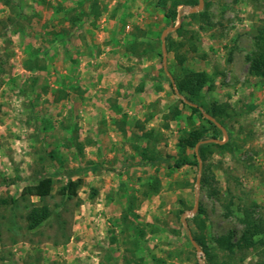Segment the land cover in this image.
<instances>
[{"label":"rangeland","instance_id":"374dc122","mask_svg":"<svg viewBox=\"0 0 264 264\" xmlns=\"http://www.w3.org/2000/svg\"><path fill=\"white\" fill-rule=\"evenodd\" d=\"M179 1L172 21L159 0H0V201L18 199L0 203V264L264 259L256 250H219L214 241L241 237L242 208L264 216V75L251 68L262 51L264 0H204L196 12L187 11L199 0ZM202 10L209 25L191 15ZM181 23L183 36L175 32ZM186 69L208 72L213 84L203 100L232 112L218 121L232 151L207 160L212 185L201 182V158V168L173 166L198 151L178 145L189 131L225 140L206 108L193 112L177 91ZM144 148L162 159L146 163ZM92 165L72 176L82 180L77 196L59 193L68 169ZM42 175L54 177L46 201L56 216L29 230L20 193ZM190 234L206 238L209 255Z\"/></svg>","mask_w":264,"mask_h":264},{"label":"trees","instance_id":"16d2710c","mask_svg":"<svg viewBox=\"0 0 264 264\" xmlns=\"http://www.w3.org/2000/svg\"><path fill=\"white\" fill-rule=\"evenodd\" d=\"M163 6L165 11V15L170 20L174 21L177 17L176 9L178 5L181 3L179 0H174L170 5H168L167 0H159ZM198 0H188L189 3H197ZM194 17H201L204 21H206L207 25L209 22V14L206 10H202L197 13L191 14ZM204 27V26H202ZM186 27L184 23H181L175 30V32L181 36L186 33ZM173 43V42H172ZM171 43V47L168 49L177 50L176 46ZM259 46L261 47V52L255 54L251 68L253 71L261 72L264 75V33L259 36ZM179 56V54H177ZM183 62V61H181ZM212 78L208 72L203 70H189L186 69L185 72L176 78L175 87L177 91L184 96V98L191 103L190 107L193 112L200 111V107L204 106L206 108V112L214 117L217 121L224 124L225 120L232 117V112L229 106L224 103L219 102H211L207 103L203 100V91L204 89L212 87ZM182 102H184L182 100ZM185 103V102H184ZM208 123L212 124L216 129H218L215 122L210 119H207ZM209 130H205L204 128H196L187 133V135L182 136L179 140V147L182 151L187 148L195 149L196 145L199 144L198 151L194 154V159L189 158L187 154H183L181 158L176 160L173 166L179 168L186 164H195L199 165L198 158H201L203 163V175L201 178V182L204 184L212 185L213 178H209L206 174V171L210 167L207 163L208 157L211 156L215 151L219 152H230L232 151L233 141L231 138L227 139L224 143H218L213 141H203L209 138H206V133ZM78 147L82 150L83 146L78 144ZM142 157L146 163L152 162L154 160H161L162 158L156 156V154L149 150L148 148H144L142 151ZM97 169L96 165H92L88 168L83 166H79L77 168L68 169L67 174L69 178L65 185H63L59 193L62 196L72 198L78 195L79 187L82 184L81 178L73 179V174H80L85 169ZM32 182L25 185L20 193V198L23 201L28 202V209L25 214V221L27 224V228L29 230H34L44 224L45 222L52 220L54 216H56L55 211L51 208V206L47 203L46 199L52 195V191L54 188V177L53 175H42L39 177L31 178ZM212 196L216 198H220L221 194L219 190L214 186H211V190L209 192ZM32 197H37L39 199L38 202H33L31 200ZM1 205L8 206L14 205L18 203V199L11 198H2L0 201ZM232 200H230L225 208L229 213H233L234 210L232 208ZM240 222L244 225V230L242 232L241 237L234 241L230 234L221 235L215 238V247L222 251H229L231 253L236 250H256L261 251V254L264 255V216H255L249 208H242V212L239 215ZM194 239L201 246L204 254L209 255L213 246L206 241L204 236H195ZM133 256H136L134 248L131 249ZM133 260L127 259V263H132ZM138 264V262H135ZM259 264H264V259L259 261Z\"/></svg>","mask_w":264,"mask_h":264},{"label":"water","instance_id":"95a60500","mask_svg":"<svg viewBox=\"0 0 264 264\" xmlns=\"http://www.w3.org/2000/svg\"><path fill=\"white\" fill-rule=\"evenodd\" d=\"M204 6V0H199V4L198 6L192 8V9H189L187 12H196V11H199L203 8ZM177 26H174V27H170V29L174 30ZM164 35L165 33L163 34V38H164ZM163 48H164V55L166 54V51H165V44L163 43ZM164 59H165V56H164ZM211 120H213L222 130L223 132L225 133V140H218L216 138H211V139H206V140H203V141H214V142H218V143H224L227 139H228V133H227V130L218 122L216 121L212 116H208ZM202 142V141H201ZM199 142L197 145H196V151L198 150V147H199V144L201 143ZM200 160V159H199ZM199 166L201 168V162L199 163ZM198 182H199V178H198ZM190 237H191V240L193 242V244L196 246V248H200L199 245L195 242L194 238L191 236L190 234Z\"/></svg>","mask_w":264,"mask_h":264}]
</instances>
